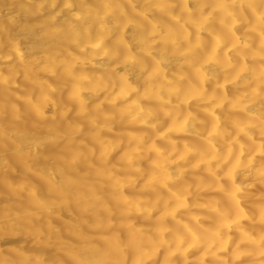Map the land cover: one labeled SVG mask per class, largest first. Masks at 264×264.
Listing matches in <instances>:
<instances>
[{"label":"bare ground","instance_id":"obj_1","mask_svg":"<svg viewBox=\"0 0 264 264\" xmlns=\"http://www.w3.org/2000/svg\"><path fill=\"white\" fill-rule=\"evenodd\" d=\"M0 264H264V0H0Z\"/></svg>","mask_w":264,"mask_h":264},{"label":"clouds","instance_id":"obj_2","mask_svg":"<svg viewBox=\"0 0 264 264\" xmlns=\"http://www.w3.org/2000/svg\"><path fill=\"white\" fill-rule=\"evenodd\" d=\"M4 225H0V228H3ZM10 264H27V262L19 256H14Z\"/></svg>","mask_w":264,"mask_h":264}]
</instances>
